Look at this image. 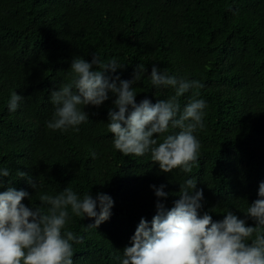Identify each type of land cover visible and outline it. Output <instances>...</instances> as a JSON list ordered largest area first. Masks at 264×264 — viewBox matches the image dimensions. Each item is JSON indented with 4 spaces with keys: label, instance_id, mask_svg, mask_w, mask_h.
I'll return each instance as SVG.
<instances>
[{
    "label": "trees",
    "instance_id": "obj_1",
    "mask_svg": "<svg viewBox=\"0 0 264 264\" xmlns=\"http://www.w3.org/2000/svg\"><path fill=\"white\" fill-rule=\"evenodd\" d=\"M94 55L120 65L103 73L110 80H133L138 64L144 65L132 85L137 103L175 94L151 83L153 65L204 85L178 98L181 112L193 99L206 104L204 127L194 133L201 148L192 172L164 173L150 152L124 156L115 149L108 129V112L116 110L112 93L100 106H84L89 120L78 131L48 128L57 107L51 93L71 82L73 58L91 62ZM14 91L23 98L9 111ZM178 132L170 125L157 139ZM5 168L10 174L0 177V192L23 190L28 197L22 202L44 212L51 205L40 196L55 197L65 188L81 199L88 192L111 197V215L96 227L95 218L76 216L68 206L62 233L83 238L73 244V264H122L141 218L150 226L157 202L173 207L189 178L203 191L201 214L215 222L230 210L254 226L244 213L264 182V0H0V170ZM17 170L27 172L36 189ZM161 185L166 198L155 196Z\"/></svg>",
    "mask_w": 264,
    "mask_h": 264
},
{
    "label": "clouds",
    "instance_id": "obj_2",
    "mask_svg": "<svg viewBox=\"0 0 264 264\" xmlns=\"http://www.w3.org/2000/svg\"><path fill=\"white\" fill-rule=\"evenodd\" d=\"M94 65L97 70H93ZM118 67L114 59L104 63L96 55L91 62L73 58L71 82L51 93L52 103L57 107L48 128L63 131L73 127L78 131L76 126L89 120L84 106H100L112 93L116 110L108 112V129L115 149L124 156L140 157L150 152L152 161L164 173L177 168L192 172L201 148L194 133L204 127L206 104L202 99H193L181 112L178 98L189 89L204 85L168 75L153 65L151 83L170 86L175 94L155 104L147 98L137 103L132 85L143 76L144 65L138 64L133 80H121L119 76L110 80L103 74L115 72ZM22 98L12 92L9 111H15ZM170 125L179 132L159 141L157 136L167 133ZM9 174L7 168L0 170V177ZM16 174L36 189L27 172L17 170ZM163 188L161 185L155 189L157 198L167 197ZM178 196L170 209L156 203L150 226L141 218L131 237V246L123 249L122 264H264V182L259 185L260 198L248 204L244 213L254 221V226H247L244 219L230 210L223 220L215 222L208 212L201 214L203 191L197 189L196 178L180 185ZM25 197L27 192L13 187L0 192V264H73V244L83 243V238L72 231L62 233L69 218L68 206L76 216L95 218L96 227L109 219L114 203L107 194L97 193L93 198L88 192L81 199L72 189L65 188L55 197L40 196L41 202L51 205L44 212L40 207L26 206L22 202Z\"/></svg>",
    "mask_w": 264,
    "mask_h": 264
}]
</instances>
